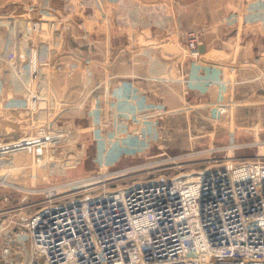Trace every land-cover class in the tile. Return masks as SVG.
<instances>
[{
    "label": "rangeland",
    "instance_id": "obj_1",
    "mask_svg": "<svg viewBox=\"0 0 264 264\" xmlns=\"http://www.w3.org/2000/svg\"><path fill=\"white\" fill-rule=\"evenodd\" d=\"M248 1L253 0H236L229 10L217 12V0H0V106L6 107L0 122L22 128L2 143L11 154H0V220L7 216L2 212L20 204L23 197L27 203L43 199V194L26 191L78 181L63 188L71 191L94 186L97 177L106 175L108 186L116 187L133 180L188 174L221 158L254 157L264 145V63L257 64L253 75H239L236 49L233 58H220L203 43L207 28L217 24L225 26L223 34L231 29L242 35L261 33L262 29L251 25L258 14L244 6ZM72 21L78 23L79 35L91 32L93 26L98 41H94L93 54L80 58L75 53V65L64 69L66 63L59 58L69 52L66 40L74 35ZM245 21L247 28L242 25ZM122 32L126 37H119ZM15 42V51L23 47L19 54L10 51L9 45ZM259 45L260 49L264 46L261 40ZM33 58L39 62L38 76L31 72ZM151 62L157 73L142 78L156 84L150 98L161 105L139 109V104L134 106V92L121 89L126 81L132 84L133 77L120 68L140 69ZM203 65L214 71L219 65L231 67L227 98H217L212 83L211 89L198 92ZM80 67L83 75L74 76L79 83L62 103L61 91L69 87L71 73ZM166 67L172 70L168 75ZM91 76L93 92L88 82ZM182 76L194 82L187 85L188 92H182L178 84ZM73 90L80 95L68 99ZM32 95L40 107L30 106ZM66 103L70 105L65 107ZM183 112L189 114V127L187 120L181 122ZM170 114L178 115V122L173 133H166ZM40 124L55 134L44 156L35 160L26 149L12 148L30 141L28 134ZM151 132L156 134L150 137ZM226 146L235 148L224 150ZM37 207L18 216L27 218Z\"/></svg>",
    "mask_w": 264,
    "mask_h": 264
},
{
    "label": "built area",
    "instance_id": "obj_2",
    "mask_svg": "<svg viewBox=\"0 0 264 264\" xmlns=\"http://www.w3.org/2000/svg\"><path fill=\"white\" fill-rule=\"evenodd\" d=\"M28 136L12 148L38 160L55 134L40 124ZM214 162L116 187L106 175L71 191L78 181L26 191L43 199L2 212L0 264H264V145Z\"/></svg>",
    "mask_w": 264,
    "mask_h": 264
},
{
    "label": "crops",
    "instance_id": "obj_3",
    "mask_svg": "<svg viewBox=\"0 0 264 264\" xmlns=\"http://www.w3.org/2000/svg\"><path fill=\"white\" fill-rule=\"evenodd\" d=\"M235 4H236V0H217V12L222 11V10H229L228 6H234ZM238 6H241V4L238 3ZM244 6H246L248 8H252L253 12L258 14L257 18L254 19V21L256 20V22L254 24H251V25H252V27H255L257 30L262 29L261 33L256 35L254 32L248 33L245 31L244 35H242V34H239L238 32L234 33L235 29H231V33L223 34L222 33V27H225V26H223L222 24H217V26L213 25V26H210L207 28V32L203 36V40H204L203 43L206 44L205 49L208 52L214 53L215 55H217L220 58H233V52L236 49V53H237L238 60L240 63V64H237L238 66H236L237 70H236V68H234L236 70V73L239 75H241L242 73H249V74L253 75L255 72V71H253V69L258 70L256 68V66L259 67L257 64H260V63L263 64L264 63V46H263L264 45V0L248 1L245 3ZM259 6H262V9ZM256 8H258V10H255ZM94 12H95L94 14L97 13V11H94ZM247 23L248 22L245 21L242 23V25H244L247 28ZM77 24L78 23L76 21L71 22L70 25H71V27L73 26V28H74V29L72 28L74 35L71 34L69 39L66 40L67 42H69V48L70 49L69 48H68L69 50L67 49L69 52H63L62 56H60V58H59V59H61L60 63H66L65 66H62V67H65L64 69L74 66L78 57L81 58V56L86 55L88 53L93 54V50L95 48V46H94L95 42L94 41H95V39H96V41H98V34L94 33V27L93 26L91 28V32H85V33L83 32L82 34L79 35ZM235 26L236 25H234L233 28H235ZM210 36H211V38H210ZM119 37H126L125 33L122 32L121 36L119 35ZM41 39L43 40L44 37H42ZM139 39L141 40V38H139ZM78 40L83 45H85L86 47H84V48L79 47V45H82V44L77 42ZM260 40H261V43H263V45H261V46H263V47H261V49H260V45H259ZM2 42L3 41H1V44H2ZM237 43H242L239 46V48L237 47ZM1 44H0V48H2ZM9 47H10V51L11 50H12V52L14 51L13 52L14 54H17L19 51L23 50V47L20 48L19 51L14 50V49H16L15 48L16 42L12 46L9 45ZM259 51H260V54H259ZM0 52H1V50H0ZM75 53H77L78 57H75ZM59 59H57V60H59ZM164 61L167 62V60H164ZM31 62H32L31 67H30L32 70L31 72L33 75H35L38 73L39 62L37 61V58H33ZM122 64H124V63H122ZM202 64H206V62L204 61ZM125 66L126 65H124V67ZM137 67L138 66H132V67L129 66L128 68H123V67L120 68V69L124 70V73L127 77H133L132 84H130L128 81H126L125 84L121 86V89H125L128 91L134 92L135 96L137 97V101L134 103V106L139 104V106H136V108L142 109V107H145V108L148 107V108H150V110L157 109L158 106H160L161 104L154 102L150 98L154 95V93H155L154 89L157 88V86H156V84H152L153 82H149V79L147 80L146 78H144V79L142 78V76H145V75L152 77V75L157 73V70L154 68L152 62L144 68L138 69ZM201 68H202L201 72H203L202 73L203 75H201V77L198 75V81L197 82L199 84L201 83L199 86H197V88L199 89L198 92L204 93L205 89H208V88L211 89V83H212L215 85V91L217 92V98L222 97V96L224 98L225 97L227 98L228 95H227V91H225V90H226V86H229V88H230V84L232 82V80L229 76L230 75L229 71H230L231 67H222L219 65V68H217V70H215V71L214 70H207L208 68H206L204 65L201 66ZM1 69H3V71H4V68H1ZM167 70L168 69L166 67L164 74L168 75L170 72H172V70H168V71ZM27 75H29V74H27ZM37 76H38V74H37ZM92 76L88 79V82H91L90 87H89L90 92H93L95 90L93 79H92V81L90 80L92 78ZM150 79H152V78H150ZM185 82H187L188 84H186ZM190 82H193V80L190 79V76L187 78L182 76L181 79L178 80V84H181L183 86L182 92L184 89L188 92L187 85H189ZM183 83H185V84H183ZM202 84H204V85H202ZM207 84H209V85H207ZM129 85H131L133 87V89L131 87H129ZM148 85L150 88H148ZM152 85H153L154 89L151 88ZM167 85L169 86L168 83H166V86ZM0 87H3V85L0 84ZM177 88L179 89V92H181L180 85H178ZM147 89L151 90L149 95H147L145 93L147 91ZM166 90L168 92V87H166ZM19 91H23V90L19 89ZM171 91H173V90L171 89ZM76 92L77 91L74 92V90L71 91L69 93L68 99H70L72 95L74 98L78 97L80 94L76 93ZM89 95H90V93H89ZM32 96H34V98H33V101L29 102L30 106L32 108L33 107H40L41 103L38 102L35 95H32ZM178 99H179V97H178ZM68 105H70V104L66 103L65 107H68ZM166 106H167V104H166ZM170 115L171 116L166 121V128H165L166 133H167V131H171V133H173V130H171V129L174 128V123L178 122L176 119V117H178V115L176 117L174 116V114H170ZM181 115L183 118V120H181V122L184 123L187 120V123H188L187 127H189L190 126V119H189L188 112H186L185 114L183 112V113H181ZM186 128H184V129H186ZM155 134H156L155 132H151L148 135L150 137H153ZM230 134H231V132H230ZM172 136H174V134H172ZM208 136H210V135H208ZM2 143L3 142H0V154H11V152L4 151L2 149V148H5V146H6V145H3ZM149 147L150 146L140 147V148H146L147 149Z\"/></svg>",
    "mask_w": 264,
    "mask_h": 264
},
{
    "label": "water",
    "instance_id": "obj_4",
    "mask_svg": "<svg viewBox=\"0 0 264 264\" xmlns=\"http://www.w3.org/2000/svg\"><path fill=\"white\" fill-rule=\"evenodd\" d=\"M76 75H79V76L83 75V67H80L77 70H75L73 73H71V75L69 77L70 78L69 87H67L65 90L61 91V99H62L61 101H62V103L65 102L66 95L70 91V89L73 86L78 85L79 81L78 82H74V80H75L74 76H76ZM4 123L5 124H1V122H0V140H9L10 138L15 137V135L18 132L22 131V128L20 126H17V125L8 123V122H4ZM24 219L25 218L23 216L19 217V220H24ZM7 235L13 236L11 231L7 232Z\"/></svg>",
    "mask_w": 264,
    "mask_h": 264
},
{
    "label": "bare ground",
    "instance_id": "obj_5",
    "mask_svg": "<svg viewBox=\"0 0 264 264\" xmlns=\"http://www.w3.org/2000/svg\"><path fill=\"white\" fill-rule=\"evenodd\" d=\"M0 142H2V140H0ZM129 174V173H128Z\"/></svg>",
    "mask_w": 264,
    "mask_h": 264
}]
</instances>
